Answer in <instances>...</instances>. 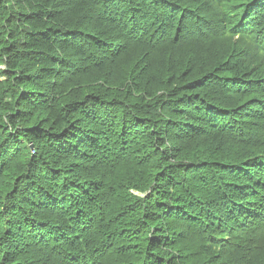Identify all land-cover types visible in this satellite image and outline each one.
I'll return each mask as SVG.
<instances>
[{"label":"trees","instance_id":"trees-1","mask_svg":"<svg viewBox=\"0 0 264 264\" xmlns=\"http://www.w3.org/2000/svg\"><path fill=\"white\" fill-rule=\"evenodd\" d=\"M1 65L0 264H264V0H0Z\"/></svg>","mask_w":264,"mask_h":264},{"label":"bare ground","instance_id":"bare-ground-1","mask_svg":"<svg viewBox=\"0 0 264 264\" xmlns=\"http://www.w3.org/2000/svg\"><path fill=\"white\" fill-rule=\"evenodd\" d=\"M82 207V206H81ZM86 209V208H85ZM76 212V211H75ZM104 215V214H103ZM92 216V215H91ZM100 217V216H99Z\"/></svg>","mask_w":264,"mask_h":264},{"label":"rangeland","instance_id":"rangeland-1","mask_svg":"<svg viewBox=\"0 0 264 264\" xmlns=\"http://www.w3.org/2000/svg\"><path fill=\"white\" fill-rule=\"evenodd\" d=\"M0 67H2V65Z\"/></svg>","mask_w":264,"mask_h":264}]
</instances>
